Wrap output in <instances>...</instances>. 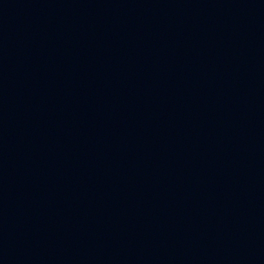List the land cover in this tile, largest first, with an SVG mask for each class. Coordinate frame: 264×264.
<instances>
[{
	"label": "water",
	"instance_id": "water-1",
	"mask_svg": "<svg viewBox=\"0 0 264 264\" xmlns=\"http://www.w3.org/2000/svg\"><path fill=\"white\" fill-rule=\"evenodd\" d=\"M264 61V0H233Z\"/></svg>",
	"mask_w": 264,
	"mask_h": 264
}]
</instances>
